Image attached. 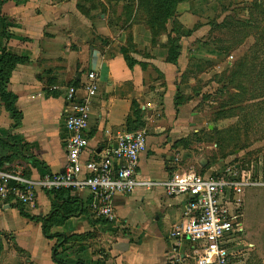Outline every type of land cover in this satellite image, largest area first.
Segmentation results:
<instances>
[{
  "label": "crops",
  "instance_id": "1",
  "mask_svg": "<svg viewBox=\"0 0 264 264\" xmlns=\"http://www.w3.org/2000/svg\"><path fill=\"white\" fill-rule=\"evenodd\" d=\"M139 1L7 0L2 5L9 35L5 51L24 61L15 64L3 85L15 96V118L0 98V168L28 179L62 171L69 137L65 96L69 87L85 96L83 84L93 71L97 90L89 97L88 145L81 159L101 156L119 132L138 125L127 124L136 119L135 103L144 123L140 129L146 132L138 177L159 181L174 170L173 144L186 140L188 145L203 126L189 102L175 107L174 98L180 91L187 95L202 74L181 83L188 60L215 55L202 45L195 49L202 55L191 57L189 48L190 40L211 30L210 2L177 3L173 18L186 36L178 42L173 64L165 59L170 22L165 23L166 31L153 35ZM221 162L207 160L199 172L213 173ZM34 194L27 204L0 199V215L13 208L21 217L20 225L0 218V264H170L173 248L181 255L188 252L187 242L174 246L169 237L172 226L183 219L185 194L167 195L160 186L116 194L112 222L94 215L84 186L53 191L37 187Z\"/></svg>",
  "mask_w": 264,
  "mask_h": 264
},
{
  "label": "rangeland",
  "instance_id": "2",
  "mask_svg": "<svg viewBox=\"0 0 264 264\" xmlns=\"http://www.w3.org/2000/svg\"><path fill=\"white\" fill-rule=\"evenodd\" d=\"M208 1L211 30L203 38L190 40L189 48L193 49L191 57L202 55L195 52L202 45L215 55L188 60L181 83L202 74L187 95L178 92L186 97L182 103L189 102L190 111L199 113L203 126L199 137L188 145L173 144L172 160L178 157L172 161L174 170L199 172V158L210 163L221 159L220 166L237 162L245 170L253 168V177L264 183V0ZM7 34L0 24V47L6 44ZM182 35L178 33V42ZM230 108L229 117L210 121L214 111ZM209 125L220 133L207 137ZM138 128L142 127L134 129ZM242 200V229L232 245L231 264H264V185L244 187ZM14 210H5L0 218L20 225L21 217L15 216Z\"/></svg>",
  "mask_w": 264,
  "mask_h": 264
},
{
  "label": "built area",
  "instance_id": "3",
  "mask_svg": "<svg viewBox=\"0 0 264 264\" xmlns=\"http://www.w3.org/2000/svg\"><path fill=\"white\" fill-rule=\"evenodd\" d=\"M83 90L86 94L80 97L74 87H69L65 96L70 107L65 119L69 137L62 171L28 179L19 172L0 168V199L11 198L27 204L33 201L37 187L53 191L84 186L90 193L94 215L112 222L115 220L111 202L114 195L129 194L137 187L160 186L167 195L188 197L183 219L169 232L174 246L181 241L188 243V252L181 255L173 248L170 264H231L232 245L242 229L243 189L260 183L253 177L251 168L245 170L237 162H226L210 174L178 168L163 180L140 179L136 167L140 153L146 148L144 129L119 132L114 144L101 156L82 160L81 154L88 145L89 97L97 90L93 71L87 73ZM173 161H178V157Z\"/></svg>",
  "mask_w": 264,
  "mask_h": 264
},
{
  "label": "trees",
  "instance_id": "4",
  "mask_svg": "<svg viewBox=\"0 0 264 264\" xmlns=\"http://www.w3.org/2000/svg\"><path fill=\"white\" fill-rule=\"evenodd\" d=\"M7 0H0V24L2 28V32L4 30L6 31L7 27V21L5 22L6 18L5 16L2 15V5L6 2ZM179 1L182 0H140L139 1V8L142 6L146 10V23L150 27L153 35L158 34L160 31H166L165 23L170 22V27L169 31L167 33V55H166V61L170 63H175L177 56H178V50H179V36L178 33L183 34L184 32L181 31V25L179 22L173 18L175 15V9L176 5ZM173 18V19H172ZM173 33V35H171ZM190 33V31H189ZM186 34V33H185ZM8 36V34H7ZM122 52H126V48L122 47L121 48ZM125 60L128 61V58L125 56ZM24 61L23 58L11 55L5 51V44L0 47V98L4 102L5 109L10 112V115L12 118H15L16 112L15 108L13 107V101L15 96L12 95L9 92H5L3 90V85L7 82L8 76L10 74V71L14 68L16 63H20ZM131 63V61H128ZM209 97V94L206 96V98ZM186 98V97H185ZM182 95H179L176 93V96L174 98V106L180 105L184 99ZM224 107V105H222ZM232 108L230 109H220L218 111H214L213 116H211L210 121L214 122L223 118L229 117L232 112ZM139 109L137 104L133 103V108H132V113L136 117V119H128L127 124H131L133 122H137L138 125L136 127H143L144 123L139 119ZM131 121V122H130ZM135 127L131 128L130 127L127 129L128 131L136 130L134 129ZM139 129V128H138ZM220 133L218 129H216L214 126L210 130H207L206 136L207 137H213L214 134ZM201 134V133H200ZM221 138V136H220ZM218 138V139H220ZM178 142H183L184 145H186V140H179L176 141L175 143ZM223 156V155H222ZM200 173V172H199ZM103 221L102 219H99ZM64 245L63 242L60 243V247ZM2 245L0 242V249Z\"/></svg>",
  "mask_w": 264,
  "mask_h": 264
},
{
  "label": "water",
  "instance_id": "5",
  "mask_svg": "<svg viewBox=\"0 0 264 264\" xmlns=\"http://www.w3.org/2000/svg\"><path fill=\"white\" fill-rule=\"evenodd\" d=\"M209 128H211V125H209ZM206 162H207V159L205 157H202V159H200V161H199V165L201 167H204Z\"/></svg>",
  "mask_w": 264,
  "mask_h": 264
}]
</instances>
